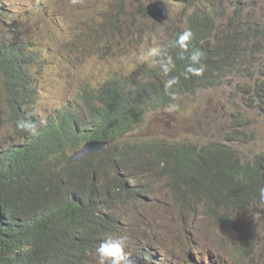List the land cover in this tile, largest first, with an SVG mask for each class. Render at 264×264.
Returning a JSON list of instances; mask_svg holds the SVG:
<instances>
[{
	"label": "trees",
	"instance_id": "trees-1",
	"mask_svg": "<svg viewBox=\"0 0 264 264\" xmlns=\"http://www.w3.org/2000/svg\"><path fill=\"white\" fill-rule=\"evenodd\" d=\"M209 0H183L186 30L193 33L192 47L203 51L206 69L200 77L185 78L184 69L192 50L182 52L174 42L183 30L176 32L162 46L175 63L165 76L159 66L146 63L138 78L114 73L95 87H81L79 100L66 102L47 118L36 135L17 129V121L41 118L37 84L48 68L41 56L43 39L34 25L44 19L53 24L59 17L64 24L58 30L67 44L79 43L82 35L98 36L104 44L97 49L105 52L123 36L113 22L119 19L128 0H0V105L4 136L0 137V264H97L95 248L109 234L129 237L128 251L147 264H171L173 257L146 233L133 234L130 219L137 218L143 195H154L141 186L151 179L163 180L162 202H167L179 217V232L184 244L196 243L186 229V219L197 214L211 218L215 224H228L235 233L229 250V262L254 264L264 259V245L254 227L246 236L238 220L231 215H253L263 211L258 189L264 186V154L243 162L237 152L225 144L202 149L172 144L128 143L126 139L142 123L150 111L166 108L175 101L164 92V83L175 76L176 96L218 87L238 68L250 64V57L264 53V25L255 17L244 25V14L231 9H197ZM98 6L103 13L115 11L116 17L100 22ZM75 7L76 13L66 10ZM49 8V9H48ZM260 10V9H259ZM13 11V12H11ZM144 14V6L141 5ZM225 12L229 24L219 32L218 20ZM34 27V28H32ZM73 29L67 33L66 29ZM49 43L57 40L50 35ZM67 56L73 52L63 49ZM99 55L89 53L87 56ZM254 84L251 95L258 110H264V79ZM11 128H8V122ZM0 129V131H1ZM88 143H108L100 155L74 163L72 157ZM134 165V167H131ZM130 183V185H127ZM120 221V222H119ZM143 232L161 235L156 226ZM258 232V233H257ZM264 232V228H263ZM179 234V235H180ZM166 236V235H165ZM163 234L160 238L165 237ZM241 243H240V242ZM261 241L258 252L256 244ZM144 242L143 247H137ZM151 247H155V255ZM161 254V255H159ZM150 257L148 262L146 259ZM156 257V258H155ZM248 257V261L246 260ZM228 263V264H230ZM188 264H193L189 262Z\"/></svg>",
	"mask_w": 264,
	"mask_h": 264
},
{
	"label": "rangeland",
	"instance_id": "rangeland-1",
	"mask_svg": "<svg viewBox=\"0 0 264 264\" xmlns=\"http://www.w3.org/2000/svg\"><path fill=\"white\" fill-rule=\"evenodd\" d=\"M69 0H58L62 5ZM100 0H91L92 5ZM129 6L119 14V19L113 22L115 28L123 31V36L116 37L113 43L105 52H98L97 49L89 50L94 43L97 48L104 44V39L94 36L90 39V33L78 31L79 43L67 44L69 39L62 38L57 29L65 27L59 13V17L54 19L53 24L41 19L34 25L38 31L41 43V56L48 60V68L37 84L38 102L35 107L42 117L49 118L66 104L79 100L81 87L86 84L95 87L97 83H102L106 78L114 73L123 74L127 77L138 78L140 69L146 63L151 67L150 58L147 57L151 47L165 45L172 36L181 30H186L185 5L183 0H128ZM164 2L167 6L168 16L163 23H156L148 15L141 12V5L146 9L147 5L155 2ZM100 11V22L115 18L116 12L109 11L104 14V8L92 6ZM210 10L231 9L232 12L244 10V15L240 22L246 25L251 22L254 10L257 9L255 17L260 16L264 25V0H209V2L198 5L197 9ZM49 9V8H48ZM260 9V10H259ZM75 7L66 10L67 13H76ZM229 16L225 12L218 20L219 32L224 31L229 24ZM32 27V28H34ZM67 33H72L73 29H66ZM145 31L151 32L156 37V43L151 40L141 39ZM50 35L57 40V56L54 55L56 46L49 43ZM70 47L73 52L70 56L65 54L63 49ZM88 52L99 54L95 57L87 56ZM251 61L249 66L240 67L229 76L218 87L199 90L194 93L177 95L174 103L179 105V109L174 112H167L166 108L148 112L142 123L130 135L125 142L152 144L154 146H169L172 144H184L196 147L198 150L213 144H225L232 147L243 162L250 161L257 155L264 154V110H258L254 104L251 90L254 84L260 79H264V53L257 56L249 55ZM264 109V105H263ZM10 121L8 128H11ZM3 128L0 131V137ZM131 167H134L132 165ZM127 185H130L128 183ZM147 191L155 189L154 195H143L145 203L141 204L137 218L130 219L133 226L134 236L140 232L146 233L155 238L162 250H165L173 257H169L171 264H228L231 258L229 250L235 241V233L228 224L219 225L203 215L201 209L197 214L186 219V229L189 235L199 239L196 243L182 241L179 232V217L177 211L172 210L167 202H162V193L166 191L160 188L164 186L163 180L151 179L144 181ZM259 218L253 215L237 216L231 215L233 221L238 220V224L243 233L248 236L257 229L259 238L264 245V210ZM161 235L155 232H143L144 229L154 227L155 224ZM180 234V235H179ZM261 241L256 244L259 252L262 248ZM240 242V241H239ZM241 243V242H240ZM144 242L138 243L137 247H143ZM151 253L155 255L157 249L151 247ZM161 255V254H159ZM148 262L150 259H146ZM248 261V257H246ZM230 264H234L231 262ZM241 264V263H240ZM254 264H264V259L257 257Z\"/></svg>",
	"mask_w": 264,
	"mask_h": 264
},
{
	"label": "clouds",
	"instance_id": "clouds-1",
	"mask_svg": "<svg viewBox=\"0 0 264 264\" xmlns=\"http://www.w3.org/2000/svg\"><path fill=\"white\" fill-rule=\"evenodd\" d=\"M143 41L151 40L153 44L156 43V37L153 33L145 31L141 37ZM193 33L191 30H185L180 33L174 42V46L178 47L182 52H188L192 47ZM204 53L201 49L192 47L188 56L189 63L184 69L185 78L200 77L203 75L206 65L202 63ZM150 58L151 63L154 66H159L161 72L168 76L169 73L175 68V63L170 55H168L166 49L154 46L148 51L147 57ZM179 83L178 77H171L164 83V92L169 96L170 100L175 101L177 99L176 94L171 91L175 85ZM179 109V105L171 103L166 108L167 112H174ZM47 123L46 117H41L38 122L31 119H22L17 121V129L27 132L30 135H36L41 125ZM259 201L264 205V186L258 189ZM261 211L253 213V216L259 218ZM129 247V237L124 234H109L95 248V257L97 264H139L140 257L133 256L127 249ZM147 259H150L147 258Z\"/></svg>",
	"mask_w": 264,
	"mask_h": 264
},
{
	"label": "water",
	"instance_id": "water-1",
	"mask_svg": "<svg viewBox=\"0 0 264 264\" xmlns=\"http://www.w3.org/2000/svg\"><path fill=\"white\" fill-rule=\"evenodd\" d=\"M145 11L148 17L154 20L156 23H162V22L164 23L167 20L168 10L164 2L159 1L155 3H151L147 5ZM2 118H3V113L0 105V129L2 127ZM108 147H109L108 143H88L84 145L79 152L74 154V156L72 157V161L76 163L83 158L90 157L93 155H100L104 153ZM139 264H147V263L140 259Z\"/></svg>",
	"mask_w": 264,
	"mask_h": 264
},
{
	"label": "bare ground",
	"instance_id": "bare-ground-1",
	"mask_svg": "<svg viewBox=\"0 0 264 264\" xmlns=\"http://www.w3.org/2000/svg\"><path fill=\"white\" fill-rule=\"evenodd\" d=\"M11 12H13V11H11ZM120 222V221H119ZM128 250V249H127ZM153 254V253H152ZM156 258V257H155ZM157 264V263H156ZM160 264V263H159Z\"/></svg>",
	"mask_w": 264,
	"mask_h": 264
}]
</instances>
